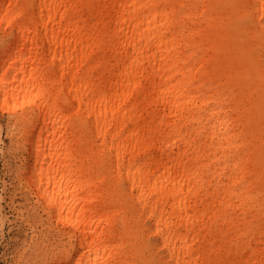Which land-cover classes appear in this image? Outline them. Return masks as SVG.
I'll list each match as a JSON object with an SVG mask.
<instances>
[{
	"label": "bare ground",
	"instance_id": "bare-ground-1",
	"mask_svg": "<svg viewBox=\"0 0 264 264\" xmlns=\"http://www.w3.org/2000/svg\"><path fill=\"white\" fill-rule=\"evenodd\" d=\"M0 26L47 264H264V0H0Z\"/></svg>",
	"mask_w": 264,
	"mask_h": 264
},
{
	"label": "rangeland",
	"instance_id": "rangeland-1",
	"mask_svg": "<svg viewBox=\"0 0 264 264\" xmlns=\"http://www.w3.org/2000/svg\"><path fill=\"white\" fill-rule=\"evenodd\" d=\"M217 1L222 7L229 2ZM14 35L0 26V51ZM20 125L0 112V264H47L69 243L64 230L46 221L35 198L23 188L21 168L28 153L21 145Z\"/></svg>",
	"mask_w": 264,
	"mask_h": 264
}]
</instances>
